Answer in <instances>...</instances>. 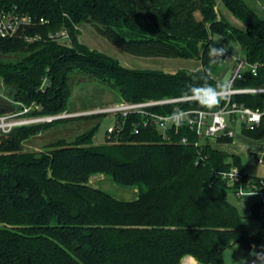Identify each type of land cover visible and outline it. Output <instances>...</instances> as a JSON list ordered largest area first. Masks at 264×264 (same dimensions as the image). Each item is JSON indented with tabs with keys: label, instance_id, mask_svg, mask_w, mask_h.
Masks as SVG:
<instances>
[{
	"label": "trees",
	"instance_id": "obj_1",
	"mask_svg": "<svg viewBox=\"0 0 264 264\" xmlns=\"http://www.w3.org/2000/svg\"><path fill=\"white\" fill-rule=\"evenodd\" d=\"M0 10L31 16L25 33L41 37L29 42L25 35L0 36L5 94L0 115L32 104L38 108L29 116L75 113L74 90L88 83L111 89L117 95L113 103L184 97L192 86H215L220 82L212 73L222 64L210 63L208 49L216 36L239 43L243 57L259 66L257 75L247 71L237 85L264 86V6L258 0H0ZM83 23L129 54L197 60L200 67L174 73L126 67L79 42ZM63 29L71 45L50 37ZM234 98L264 108V93ZM175 106L152 109L171 113ZM178 106L203 107L193 101ZM107 115L63 117L0 132V264H182L187 255L199 264H225L226 249L251 248L263 239L262 232L250 236L245 229L244 217L229 199L235 187L221 176L233 167L244 172L237 156L187 128L170 132L174 142L155 126L136 134V115L126 118L119 135L98 144L95 137ZM67 119L93 123L72 140L26 148L39 133ZM244 133L264 137V122ZM183 135L188 144L180 142ZM97 174L137 188V197L119 199L93 186L90 179ZM250 178L245 173L242 183ZM261 206L253 204V218L261 220Z\"/></svg>",
	"mask_w": 264,
	"mask_h": 264
},
{
	"label": "built area",
	"instance_id": "obj_2",
	"mask_svg": "<svg viewBox=\"0 0 264 264\" xmlns=\"http://www.w3.org/2000/svg\"><path fill=\"white\" fill-rule=\"evenodd\" d=\"M33 24L31 16L23 15L20 13L0 10V36L4 38H13L16 36L25 35L27 41L32 42L40 39L39 34L28 35L26 29ZM51 38L57 39L63 44L71 45L72 39L67 29H63L57 33V36L50 35ZM258 65L249 63L245 57H238L232 67L231 75L228 80V90L222 93L225 97L218 107H192V108H179L178 103L193 101L189 96L167 98L159 100H148L143 102H129L121 101L108 105L104 108H98L89 112L80 113H63L59 115H45V116H29L28 114L32 109L38 108V105L32 104L31 106L24 107L22 111L0 115V132H10L14 127L27 125L38 122H49L57 118L72 117L75 115H88L95 113H106L114 116V123L107 128L105 137L111 140L113 135H119L125 128L126 118L131 115H136L133 124V131L138 134L144 128L155 126L162 133L167 142H174L170 132L178 133L182 128H187L196 133V135L203 139L217 140L219 137L235 138L238 132L254 131L261 127L264 122V108H252L244 103L235 100L236 95L247 94H261L264 93V86H238L237 82L244 78L247 71H251L254 75L258 73ZM170 104L176 105L175 111H183L186 116L180 126L174 124L168 117L173 112L162 113L153 110L155 106H167ZM256 113L261 114V119L258 122H253L252 116ZM35 117V118H33ZM122 118L120 122L119 118ZM183 144L189 143V137L183 135L180 140ZM230 171L221 173V176L227 181L228 186L235 187L234 195L242 197L241 193H256L259 197L261 206V222L262 233L264 234V178H250L242 183L244 180V172L240 169L236 174V179L232 178ZM216 174V173H215ZM237 184H240L236 187ZM254 246L258 248L257 242Z\"/></svg>",
	"mask_w": 264,
	"mask_h": 264
},
{
	"label": "rangeland",
	"instance_id": "obj_3",
	"mask_svg": "<svg viewBox=\"0 0 264 264\" xmlns=\"http://www.w3.org/2000/svg\"><path fill=\"white\" fill-rule=\"evenodd\" d=\"M258 6L262 8L264 6V0H258ZM220 7L223 9H220ZM219 10L224 11L225 9L222 5H219ZM230 17L236 24H241L240 21L234 18L231 14ZM79 29V42L85 44L90 50L106 53L119 59L126 67L163 70L170 73H174L182 69L196 70L200 67V63L197 60L138 57L123 51L107 39L103 38L97 32L96 28L90 23H83L79 26ZM219 42L223 44L224 39H221ZM236 45L237 44H235V46ZM239 56L243 57L242 50L240 49ZM227 63L228 60L221 65V70L219 73H212L215 80L220 83L228 82L230 78L231 73L229 70H227ZM2 84V80L0 79V96L4 97L5 94L3 92ZM116 96V93H114L108 87L96 83H88L85 85L76 86L72 96L71 106L73 110L77 111L75 113H80L82 112L81 110L85 108L91 109L83 112L93 113V111L98 108H104L113 104V102H115ZM75 116H79V114ZM114 120V116L112 115L103 116L101 119L100 128L98 129V133L95 137L96 143L100 144L105 141L107 128L114 123ZM92 123L93 122L91 120L85 119L62 120L32 138L31 141L26 144V148L29 150H40L44 145L58 138L72 140L75 136L81 134L86 128L92 125ZM211 143L214 144L215 142L212 140ZM90 183L93 186L99 187L109 192L119 199L132 200L137 197V188L120 185L119 183L115 182L111 176L106 174H97L92 176ZM229 199L239 207L240 212L244 217V227L250 236L258 235L262 231V222L259 218H253L251 216V211L253 204L260 201L259 197L256 194L248 197H237L232 193L230 194ZM260 245H264V239ZM253 246L254 243L251 244V248L235 245L231 249L226 250L227 260H230L229 255L232 257L237 256L238 258L248 257ZM256 249L259 250V246Z\"/></svg>",
	"mask_w": 264,
	"mask_h": 264
},
{
	"label": "crops",
	"instance_id": "obj_4",
	"mask_svg": "<svg viewBox=\"0 0 264 264\" xmlns=\"http://www.w3.org/2000/svg\"><path fill=\"white\" fill-rule=\"evenodd\" d=\"M217 37H223L222 39H224L223 44L219 42L221 46L229 44L232 47L228 48V53L226 55L227 58H230L227 63V70L231 73V68L233 67L235 60L239 57V49L241 50V47L239 43L224 36H216L215 39H217ZM235 44L237 45L235 46ZM214 142L215 143L212 144L214 148L224 151L230 156H237L241 161L244 172L251 178H264V137L255 138L244 132H238L235 138H232L231 141H226L224 140V137H219ZM263 239L257 243L258 246H260ZM224 257L225 264H235V262L241 260V258H238L237 256L232 257L230 255V260H227L226 251ZM182 264H199V262L194 256L187 255L182 259Z\"/></svg>",
	"mask_w": 264,
	"mask_h": 264
},
{
	"label": "clouds",
	"instance_id": "obj_5",
	"mask_svg": "<svg viewBox=\"0 0 264 264\" xmlns=\"http://www.w3.org/2000/svg\"><path fill=\"white\" fill-rule=\"evenodd\" d=\"M223 37H217L213 46H210L208 49V55L210 58V63L212 64H223L230 58H225L228 53V48L231 47L228 45H223L217 47L219 41ZM232 48V47H231ZM233 56V55H232ZM231 56V58H232ZM228 90V82L219 83L215 86L211 84H203L200 86H192L184 93L185 96H189L193 99V102L201 104L203 107H218L221 101L225 98L222 93H226ZM186 114L183 111L173 112L168 119H170L174 124L180 126ZM253 122H258L261 119V114L256 113L251 118ZM239 169H233L230 174L232 178L236 179V174ZM256 193H241L245 197L253 196ZM235 264H264V245L259 246V250L256 249V246H253L249 252L248 257L241 258L240 261L235 262Z\"/></svg>",
	"mask_w": 264,
	"mask_h": 264
}]
</instances>
